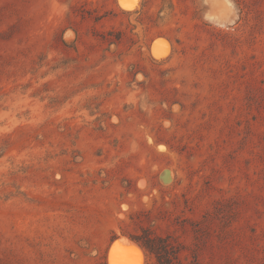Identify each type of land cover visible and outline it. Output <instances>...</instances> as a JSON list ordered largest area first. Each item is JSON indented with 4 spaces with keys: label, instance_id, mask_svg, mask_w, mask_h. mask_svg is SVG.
<instances>
[{
    "label": "rangeland",
    "instance_id": "374dc122",
    "mask_svg": "<svg viewBox=\"0 0 264 264\" xmlns=\"http://www.w3.org/2000/svg\"><path fill=\"white\" fill-rule=\"evenodd\" d=\"M134 236L264 264V0H0V264Z\"/></svg>",
    "mask_w": 264,
    "mask_h": 264
},
{
    "label": "trees",
    "instance_id": "16d2710c",
    "mask_svg": "<svg viewBox=\"0 0 264 264\" xmlns=\"http://www.w3.org/2000/svg\"><path fill=\"white\" fill-rule=\"evenodd\" d=\"M133 238L136 239L146 251L154 253L158 258L159 264H175L173 261L174 255L170 248H168L169 245L165 242L160 245V249L157 248V251H155L152 246V241L150 242L147 237L134 236Z\"/></svg>",
    "mask_w": 264,
    "mask_h": 264
},
{
    "label": "water",
    "instance_id": "95a60500",
    "mask_svg": "<svg viewBox=\"0 0 264 264\" xmlns=\"http://www.w3.org/2000/svg\"><path fill=\"white\" fill-rule=\"evenodd\" d=\"M157 40H165L166 42H170L169 41V39L168 38H166V37H164V36H158V37H156V38H154L153 40H152V42H151V44H150V50H151V58L152 59H154V60H156V59H158V58H160L161 56H162V54L161 53H153L152 52V46H153V43L155 42V41H157ZM117 239H119V237H116L115 239H113V241H112V243H111V245H110V247H109V249H108V253H109V250H110V248H111V246H112V244L117 240ZM132 243H133V245H134V247H135V253L137 254L138 252H139V249L140 248H142V246L140 245V243L138 242V241H136V240H132V239H129ZM121 247V245L119 246V248ZM121 249V248H120ZM127 249H125L124 250V254L127 256V258L129 257V251H126ZM119 251H122V250H119ZM135 254H133V256H134ZM135 258V256L133 257V259Z\"/></svg>",
    "mask_w": 264,
    "mask_h": 264
},
{
    "label": "bare ground",
    "instance_id": "6f19581e",
    "mask_svg": "<svg viewBox=\"0 0 264 264\" xmlns=\"http://www.w3.org/2000/svg\"><path fill=\"white\" fill-rule=\"evenodd\" d=\"M124 1H127V0H124ZM138 3V2H137ZM122 5H124L123 3H121ZM130 4V3H129ZM132 243V242H131ZM121 248V249H120ZM115 247L114 249H113V247H112V249H113V254H114V256H112V257H114V258H112L113 259V264H119L118 262H117V259L119 258V257H121V256H124L125 254L123 253L124 252V250L125 249H127V248H125L124 246H123V248H125V249H122V247ZM119 250H122V251H119ZM135 250V248L133 249V248H129V249H127L126 251H129V253H132L133 251ZM124 258V257H123ZM111 259V260H112Z\"/></svg>",
    "mask_w": 264,
    "mask_h": 264
}]
</instances>
